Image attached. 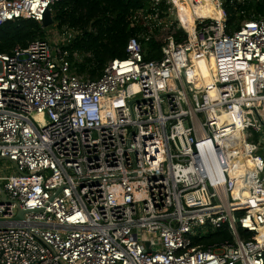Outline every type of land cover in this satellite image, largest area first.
<instances>
[{
    "label": "built area",
    "instance_id": "1",
    "mask_svg": "<svg viewBox=\"0 0 264 264\" xmlns=\"http://www.w3.org/2000/svg\"><path fill=\"white\" fill-rule=\"evenodd\" d=\"M58 1L0 0V28ZM205 1L215 15L150 0L98 78L73 68L68 26L0 52V264H264V15L233 28L245 0Z\"/></svg>",
    "mask_w": 264,
    "mask_h": 264
},
{
    "label": "trees",
    "instance_id": "2",
    "mask_svg": "<svg viewBox=\"0 0 264 264\" xmlns=\"http://www.w3.org/2000/svg\"><path fill=\"white\" fill-rule=\"evenodd\" d=\"M165 5L163 4L162 7ZM147 13L154 10L150 0H60L51 6L52 16L58 28L68 26L77 29L80 34L69 45L71 60L75 71L84 76L98 78L110 60L127 56L126 46L137 29L132 25L131 17L137 10ZM229 22L233 28L239 19H249L264 15V0H245L227 3ZM190 22L187 27H190ZM49 27L31 18L8 21L0 28V52H10L16 46L28 47L37 40H43ZM177 41L186 34L182 28L172 32ZM162 43L151 40L145 44V59H159ZM77 52L79 58L72 54ZM254 238L252 234H244ZM232 233L223 227L202 240L204 246L215 241L231 240Z\"/></svg>",
    "mask_w": 264,
    "mask_h": 264
},
{
    "label": "rangeland",
    "instance_id": "3",
    "mask_svg": "<svg viewBox=\"0 0 264 264\" xmlns=\"http://www.w3.org/2000/svg\"><path fill=\"white\" fill-rule=\"evenodd\" d=\"M186 7V10L185 9H183V8H185ZM166 10V9H165ZM164 10V11H165ZM185 10V11H184ZM189 10H190V7L188 8V6L187 5H184V6H181V8H180V13L181 14H184V13H188L189 12ZM184 11V12H183ZM165 19H166V16L165 15H162ZM170 18H172V20H176V18H177V16H172V17H170ZM190 18V17H189ZM180 25L182 24V22H180V21H178V19L176 20ZM240 23H242V21H240L239 19H237L235 22H234V24H237V25H239ZM234 27V26H233ZM54 31H55V33H51L50 32V35H47L46 36V38L45 39H47L48 41H51V42H53V41H55L56 39H57V36H56V33H57V29L58 28H52ZM49 30V29H48ZM163 30V29H162ZM160 30V32L159 33H156V35H155V37H157V41L158 42H163L164 41V39L167 37V34H168V30L167 29H165V30ZM52 31V30H51ZM9 164H8V162H6L5 160H1L0 161V167H1V169H6L7 168V166H8ZM11 171H13V169L11 170Z\"/></svg>",
    "mask_w": 264,
    "mask_h": 264
},
{
    "label": "bare ground",
    "instance_id": "4",
    "mask_svg": "<svg viewBox=\"0 0 264 264\" xmlns=\"http://www.w3.org/2000/svg\"><path fill=\"white\" fill-rule=\"evenodd\" d=\"M200 6L196 8V16L197 17H208L215 15V11L211 8L209 2L205 0H199ZM240 157L236 159L239 160ZM247 169H255V166L252 161H247L246 164H242L238 166V172H244Z\"/></svg>",
    "mask_w": 264,
    "mask_h": 264
},
{
    "label": "water",
    "instance_id": "5",
    "mask_svg": "<svg viewBox=\"0 0 264 264\" xmlns=\"http://www.w3.org/2000/svg\"><path fill=\"white\" fill-rule=\"evenodd\" d=\"M54 23H55V21H54V18L52 16L51 9H47L45 14H44V17H43L41 24L44 28H46V27H50V26L54 25ZM0 194L4 199L5 198V192L2 188H0ZM22 213H23V211H20V216H22Z\"/></svg>",
    "mask_w": 264,
    "mask_h": 264
},
{
    "label": "crops",
    "instance_id": "6",
    "mask_svg": "<svg viewBox=\"0 0 264 264\" xmlns=\"http://www.w3.org/2000/svg\"><path fill=\"white\" fill-rule=\"evenodd\" d=\"M183 9H185V10H186V7H185V8H183ZM185 10H184V11H185ZM184 11H183V12H184ZM189 17H190V16H188V18H187L188 20H189ZM190 18H191V17H190Z\"/></svg>",
    "mask_w": 264,
    "mask_h": 264
}]
</instances>
